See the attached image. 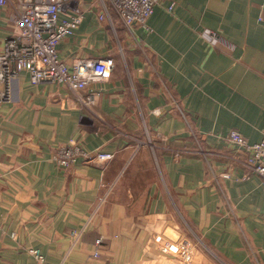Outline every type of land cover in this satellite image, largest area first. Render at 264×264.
Returning <instances> with one entry per match:
<instances>
[{
	"label": "crops",
	"instance_id": "0c3cea01",
	"mask_svg": "<svg viewBox=\"0 0 264 264\" xmlns=\"http://www.w3.org/2000/svg\"><path fill=\"white\" fill-rule=\"evenodd\" d=\"M108 6L84 0L58 49L69 66L113 58L109 78L76 90L23 71L0 99V264H40L31 248L50 264H183L156 243L169 226L192 264H264L262 176L230 138L264 135V0H161L150 30ZM18 8L0 7V49ZM68 143L115 155L62 167Z\"/></svg>",
	"mask_w": 264,
	"mask_h": 264
},
{
	"label": "built area",
	"instance_id": "2783aa9c",
	"mask_svg": "<svg viewBox=\"0 0 264 264\" xmlns=\"http://www.w3.org/2000/svg\"><path fill=\"white\" fill-rule=\"evenodd\" d=\"M84 0H19V8L12 15L15 23L14 33L3 42L0 49V99L8 96L9 80L23 71L29 73L33 84L53 82L64 84L71 89H85L93 80L109 78L114 68V59L97 57L82 60L73 66L59 55V43L67 36L76 33L83 22L86 9ZM104 9L101 18L109 14V4L123 18L128 26H144L150 30L148 20L154 13L161 0H102ZM8 0H0V7L6 5ZM108 4V5H107ZM174 5L169 4L167 9L173 11ZM212 43H217L218 36L207 31ZM101 90L90 93L83 101L94 104ZM233 142L243 147L247 155V165L250 169L262 176L264 187V135L258 142L250 143L238 130L230 133ZM112 152H94L77 143H68L58 147L53 155L54 161L62 167H70L78 159L110 160L114 157ZM92 210L90 217L95 214ZM4 232L0 225V237ZM78 238L84 232V227L75 231ZM15 234L12 233V236ZM104 236L96 239L97 246L94 255L99 254V246ZM156 243L165 252L179 255L187 263L193 261L194 241L190 238H180L178 241L160 234ZM40 264H50L47 256L39 248H31Z\"/></svg>",
	"mask_w": 264,
	"mask_h": 264
},
{
	"label": "water",
	"instance_id": "95a60500",
	"mask_svg": "<svg viewBox=\"0 0 264 264\" xmlns=\"http://www.w3.org/2000/svg\"><path fill=\"white\" fill-rule=\"evenodd\" d=\"M164 234L174 241H178L180 239V233L170 226L166 228Z\"/></svg>",
	"mask_w": 264,
	"mask_h": 264
},
{
	"label": "rangeland",
	"instance_id": "374dc122",
	"mask_svg": "<svg viewBox=\"0 0 264 264\" xmlns=\"http://www.w3.org/2000/svg\"><path fill=\"white\" fill-rule=\"evenodd\" d=\"M182 260H183V259H182ZM192 263H193V261H192L191 263H187V262L184 263V262H183V264H192Z\"/></svg>",
	"mask_w": 264,
	"mask_h": 264
}]
</instances>
